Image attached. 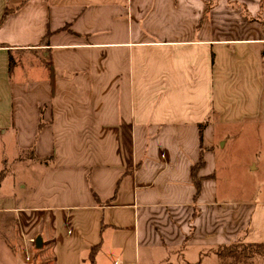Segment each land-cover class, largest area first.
I'll list each match as a JSON object with an SVG mask.
<instances>
[{
    "label": "crops",
    "instance_id": "0c3cea01",
    "mask_svg": "<svg viewBox=\"0 0 264 264\" xmlns=\"http://www.w3.org/2000/svg\"><path fill=\"white\" fill-rule=\"evenodd\" d=\"M229 148L257 171L264 0H0V264H218L264 243Z\"/></svg>",
    "mask_w": 264,
    "mask_h": 264
},
{
    "label": "rangeland",
    "instance_id": "374dc122",
    "mask_svg": "<svg viewBox=\"0 0 264 264\" xmlns=\"http://www.w3.org/2000/svg\"><path fill=\"white\" fill-rule=\"evenodd\" d=\"M253 131H254V129H252L250 131V133L251 132L253 133ZM250 133H248V134H250ZM246 144L253 146V145H258L259 142H257V141L255 143L249 142ZM230 150H234V149L229 148L223 153H227L226 155H228ZM232 152H234V151H232ZM249 153H251V154L249 155ZM246 154H248V157L252 156V158L255 161L259 162L257 171L251 173L247 170H244V165H245L244 160L246 158L242 157V156H238L235 153H230L227 157L228 161H227V159L224 160V162H226L227 164L230 163L232 165V172H231V176H229V177H231L234 180L236 179L237 184L241 183V181H244V182L247 181V183H248L247 185H251V184L253 185L254 191H255V194L257 197H260V196L264 197V153H262V149H261V152H259L258 154H255L257 157H254L255 156L254 150L252 148H250V150L246 151ZM222 177L224 178V176H222ZM262 252H264V249L262 250ZM263 255H264L263 253L255 254L254 256L246 258L245 262L246 263L248 262L249 264L259 263V262H261V260H264ZM230 261L231 260H229V259L226 260V262H230ZM240 264H242V262H240Z\"/></svg>",
    "mask_w": 264,
    "mask_h": 264
},
{
    "label": "trees",
    "instance_id": "16d2710c",
    "mask_svg": "<svg viewBox=\"0 0 264 264\" xmlns=\"http://www.w3.org/2000/svg\"><path fill=\"white\" fill-rule=\"evenodd\" d=\"M6 13V11H5ZM5 13L2 17H4ZM200 165V163H199ZM199 165H195L194 169L198 168ZM195 170L192 169V178L195 188V196L198 195L199 190V181L200 178H197L195 175ZM2 175V174H1ZM0 175V176H1ZM264 249V243L261 244H254V243H240V242H231V244L227 245H219L215 249V253H217L219 258L218 264H247L245 262L246 258L254 256L255 254H261L262 250ZM93 251L91 250L88 257H89V264H93ZM264 256V255H263ZM231 260L230 262H226V260ZM249 264V263H248Z\"/></svg>",
    "mask_w": 264,
    "mask_h": 264
},
{
    "label": "built area",
    "instance_id": "2783aa9c",
    "mask_svg": "<svg viewBox=\"0 0 264 264\" xmlns=\"http://www.w3.org/2000/svg\"><path fill=\"white\" fill-rule=\"evenodd\" d=\"M27 240H28V241H30V242H32V241H33V239H32V238H28Z\"/></svg>",
    "mask_w": 264,
    "mask_h": 264
}]
</instances>
